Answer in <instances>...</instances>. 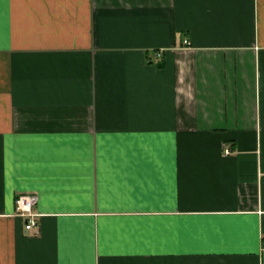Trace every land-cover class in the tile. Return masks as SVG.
<instances>
[{
    "label": "crops",
    "instance_id": "obj_1",
    "mask_svg": "<svg viewBox=\"0 0 264 264\" xmlns=\"http://www.w3.org/2000/svg\"><path fill=\"white\" fill-rule=\"evenodd\" d=\"M0 264H264V0H0Z\"/></svg>",
    "mask_w": 264,
    "mask_h": 264
},
{
    "label": "built area",
    "instance_id": "obj_2",
    "mask_svg": "<svg viewBox=\"0 0 264 264\" xmlns=\"http://www.w3.org/2000/svg\"><path fill=\"white\" fill-rule=\"evenodd\" d=\"M157 55L160 56L161 52H158ZM225 152H229L227 145L225 146ZM34 200L32 194L25 192L19 193L15 198V212L25 218V229H31L37 224L38 214L33 210Z\"/></svg>",
    "mask_w": 264,
    "mask_h": 264
}]
</instances>
